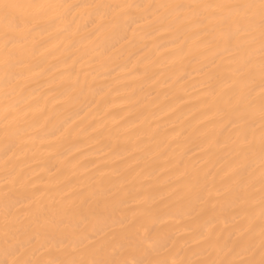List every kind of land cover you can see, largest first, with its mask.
Returning a JSON list of instances; mask_svg holds the SVG:
<instances>
[{
    "label": "bare ground",
    "instance_id": "obj_1",
    "mask_svg": "<svg viewBox=\"0 0 264 264\" xmlns=\"http://www.w3.org/2000/svg\"><path fill=\"white\" fill-rule=\"evenodd\" d=\"M62 2L158 5L196 0ZM92 11L72 13L81 29L75 36L58 23L48 31L31 33L18 45L27 67L12 103L21 102L28 113L21 120L27 132L6 139L0 122V188L6 176L23 175L29 183L28 199L17 205L16 215L23 218L42 204L67 207L62 227L69 232L82 221L79 205L90 197L83 210L87 214L89 208L95 209L99 219L89 216L78 234L94 235L90 246L105 244L110 255L128 264L191 258L192 249L201 251L195 236L223 233L227 240L231 225L242 219L230 197H218L228 181L230 149L224 148L228 121L218 112L228 99L220 90L229 81L225 76L213 81L215 90L208 87L205 66L213 59L216 64L222 61L203 50L197 43L198 29L171 9H133L131 14L140 23L130 29L129 17L113 12L120 17L116 26L98 31L89 42L86 37L92 29L85 26L91 24ZM157 16L167 17L171 26L157 25L160 30H155L149 20ZM250 99L258 109V87ZM4 107L0 98V109ZM255 134L258 139V116ZM13 142L16 148L8 151ZM258 160L257 155L252 189L256 202L249 209L257 248ZM189 184L196 186L192 193ZM218 198L232 209L228 228L214 208ZM161 238L167 248L157 244L154 249L153 243ZM55 243L49 247L59 255ZM31 256L29 250L23 258Z\"/></svg>",
    "mask_w": 264,
    "mask_h": 264
},
{
    "label": "snow or ice",
    "instance_id": "obj_2",
    "mask_svg": "<svg viewBox=\"0 0 264 264\" xmlns=\"http://www.w3.org/2000/svg\"><path fill=\"white\" fill-rule=\"evenodd\" d=\"M153 8L171 9L183 15L184 23L198 29L197 36L201 38L197 43L205 52L212 51L222 61L216 64L213 59L211 64L205 66L209 77L206 82L208 87L215 90L213 81L219 82L225 76L229 81L228 87L220 90V95H226L228 99L218 112L221 120L228 121L224 128L227 134L224 148L230 149L228 181L226 190L219 192L218 197H230L242 219L231 225L232 230L227 240L223 233H200L195 236L196 245L201 251L192 249L191 258H174L170 261L143 259L134 261L133 264H264V0H196L158 5L0 0V98L7 104V107L0 109L4 136L6 139L18 138L27 132L21 126V120L28 113L22 108L21 102L12 103L23 69L27 67L17 51L22 39L38 30L48 31L58 23L65 25L64 32L75 36L81 29L76 25V17L72 13L92 9L89 13L92 17L91 24L85 26V29H92L86 37L92 42L98 31L111 30L116 26L120 17L112 15L113 12L128 16L131 20L130 29L131 24L140 23L139 19L132 16L133 9L150 11ZM165 24L171 26L167 17L157 16L156 20H149V25L157 31L160 30L157 25L162 27ZM73 26H76L75 31H72ZM202 34L211 39L204 40ZM69 46H74V43L70 42ZM257 87L258 109L250 99ZM257 116L258 139L255 134ZM16 146L13 142L8 145L7 150L12 151ZM257 155L260 168L258 248L255 243V225L249 215V209L256 202L252 189L255 186L253 171ZM28 187L29 183L23 175L10 174L5 177L4 187L0 188V239L3 241L0 254L5 257L0 260V264H128V261L118 260L110 255L105 244L90 246L95 240L94 235L78 234L83 221L88 220L89 216L99 219L95 209L89 208L87 214L83 210L90 197H85L79 205L82 221L69 232L62 227L63 219L68 214L67 207L42 204L23 218L16 215L17 205L28 199ZM187 188L192 193L196 186L189 184ZM214 208L220 211L225 228H228V214L232 209L219 198ZM52 241L56 242L55 249L59 255L54 254L49 247ZM162 241L163 238L155 241L152 247L155 249L160 244L167 248V244ZM29 250L32 251L31 258L24 259Z\"/></svg>",
    "mask_w": 264,
    "mask_h": 264
}]
</instances>
